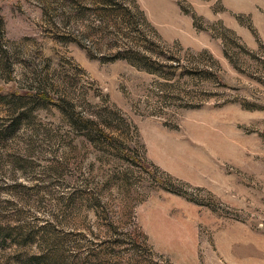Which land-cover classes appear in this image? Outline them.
<instances>
[{
    "label": "rangeland",
    "instance_id": "rangeland-1",
    "mask_svg": "<svg viewBox=\"0 0 264 264\" xmlns=\"http://www.w3.org/2000/svg\"><path fill=\"white\" fill-rule=\"evenodd\" d=\"M0 264H264V0H0Z\"/></svg>",
    "mask_w": 264,
    "mask_h": 264
}]
</instances>
